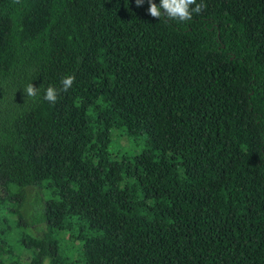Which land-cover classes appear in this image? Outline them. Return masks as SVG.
Wrapping results in <instances>:
<instances>
[{"label":"trees","instance_id":"trees-1","mask_svg":"<svg viewBox=\"0 0 264 264\" xmlns=\"http://www.w3.org/2000/svg\"><path fill=\"white\" fill-rule=\"evenodd\" d=\"M203 3L0 0V264H264V0Z\"/></svg>","mask_w":264,"mask_h":264},{"label":"clouds","instance_id":"clouds-1","mask_svg":"<svg viewBox=\"0 0 264 264\" xmlns=\"http://www.w3.org/2000/svg\"><path fill=\"white\" fill-rule=\"evenodd\" d=\"M18 2V0H17ZM145 0H135L137 7L142 6ZM149 5L147 12L151 17L160 19L162 16L168 20H174L179 22L191 21L193 14H200L207 5L197 0H160L157 5L154 0H147ZM75 82L74 76H66L61 80L62 88L57 89L54 86H48L45 90L43 99L49 103L55 104L61 92H67ZM26 97L35 98L39 93V88L35 87L32 82H29L23 89Z\"/></svg>","mask_w":264,"mask_h":264},{"label":"rangeland","instance_id":"rangeland-1","mask_svg":"<svg viewBox=\"0 0 264 264\" xmlns=\"http://www.w3.org/2000/svg\"><path fill=\"white\" fill-rule=\"evenodd\" d=\"M115 146L122 150V152L136 153L144 146V142L139 137H119V139L116 140Z\"/></svg>","mask_w":264,"mask_h":264}]
</instances>
